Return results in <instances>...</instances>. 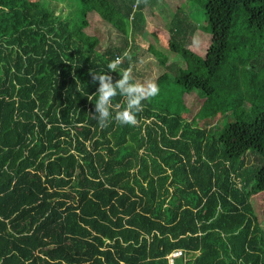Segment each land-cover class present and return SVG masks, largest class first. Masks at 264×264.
<instances>
[{"label": "trees", "instance_id": "1", "mask_svg": "<svg viewBox=\"0 0 264 264\" xmlns=\"http://www.w3.org/2000/svg\"><path fill=\"white\" fill-rule=\"evenodd\" d=\"M185 1L205 14V53L189 47L197 23L170 10L178 57L154 54L159 94L137 126L101 127L91 72L120 78L156 0H79L75 20L0 0V264H168L174 248L172 264H264V205L248 200L264 192V0ZM90 9L119 42L95 48ZM188 92L201 123L182 115Z\"/></svg>", "mask_w": 264, "mask_h": 264}, {"label": "rangeland", "instance_id": "2", "mask_svg": "<svg viewBox=\"0 0 264 264\" xmlns=\"http://www.w3.org/2000/svg\"><path fill=\"white\" fill-rule=\"evenodd\" d=\"M38 1L42 2L49 9H53L60 17H65L71 20L77 19L76 14L80 7L79 0ZM181 6L190 16L191 20L197 23V28L190 37L189 47L202 55L205 53L206 46L210 40V32L204 25L206 22L205 14L202 12V8L199 4L185 0H156V4H151L149 6L145 4L143 9L145 16V30L142 31V33H144L143 36L147 39V42H145L146 44L141 45L137 44L135 41V57L130 60L129 66L125 69L131 71L135 81L144 82L146 80H154L158 73L167 69L165 64L157 61L156 56L159 59H162V57L166 55L165 63L172 61V58L178 57V54L172 52V50H169L166 47L164 39L167 37L166 24L167 16L170 10H174L176 7ZM84 16L87 24L83 27V29L89 34H95L98 38L95 46L96 49L101 50L108 44L120 41L121 34L119 31L109 22L103 20L95 10H85ZM152 49H156L155 53H153ZM168 75L172 77V73ZM168 95L171 100L172 108V89H170ZM183 100L185 109L183 110L182 115L187 120L194 115V118L201 123V119H199V117L194 113L201 101V98L197 97V95L193 92H188L183 95ZM218 115L219 111L210 114L207 117V121H214ZM248 200L251 204L253 212L256 215L261 213L260 210L264 205V192L257 191L251 194L248 197ZM260 224L264 228V218Z\"/></svg>", "mask_w": 264, "mask_h": 264}, {"label": "clouds", "instance_id": "3", "mask_svg": "<svg viewBox=\"0 0 264 264\" xmlns=\"http://www.w3.org/2000/svg\"><path fill=\"white\" fill-rule=\"evenodd\" d=\"M140 0H137L139 3ZM146 2V0H145ZM121 58L118 56L108 63L110 72H117ZM92 81L98 82L96 93L89 95L91 101L95 97L94 112L98 114L97 120L101 127H107L113 120L120 125L137 126L139 124L138 113L143 111V101L157 96L160 92L155 80L144 82L135 81L130 70H124L120 78L113 82V77L108 72H91ZM117 96L125 99V104H114Z\"/></svg>", "mask_w": 264, "mask_h": 264}, {"label": "built area", "instance_id": "4", "mask_svg": "<svg viewBox=\"0 0 264 264\" xmlns=\"http://www.w3.org/2000/svg\"><path fill=\"white\" fill-rule=\"evenodd\" d=\"M180 249L178 248H174V249H171L167 254H166V257H167V260H168V264H172V258L174 256H177L179 253H180Z\"/></svg>", "mask_w": 264, "mask_h": 264}]
</instances>
